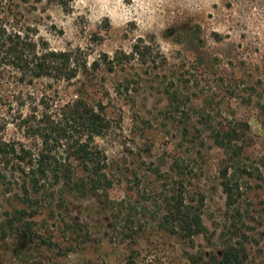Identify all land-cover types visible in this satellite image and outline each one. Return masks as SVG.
<instances>
[{"label": "rangeland", "instance_id": "rangeland-1", "mask_svg": "<svg viewBox=\"0 0 264 264\" xmlns=\"http://www.w3.org/2000/svg\"><path fill=\"white\" fill-rule=\"evenodd\" d=\"M140 7L154 21L148 31L127 21L116 0H71L68 10L47 0H0V29L22 28L52 49L81 48L88 66L150 47L125 67L103 64L72 81L33 79L0 50V141L38 151L35 126L46 113L60 118L61 105L81 94L104 105L110 120L95 138L106 176L88 195H62L53 183L49 194L27 195L17 160L0 155L12 160L1 166L0 264H191V254L208 257L230 240L246 243L251 264H264V0ZM229 127L243 135L239 155L212 138L213 129ZM69 141L55 146L60 159ZM173 192L200 210L206 230L188 237L165 222L164 198Z\"/></svg>", "mask_w": 264, "mask_h": 264}, {"label": "trees", "instance_id": "trees-1", "mask_svg": "<svg viewBox=\"0 0 264 264\" xmlns=\"http://www.w3.org/2000/svg\"><path fill=\"white\" fill-rule=\"evenodd\" d=\"M21 1L33 3L42 0ZM47 1L60 5L65 10L70 8L71 3V0ZM174 30L168 29L166 34H173ZM4 48L6 56L11 57L15 63L14 66L21 70L26 68L33 79L50 77L58 81H72L81 75L89 78L93 74L92 71L99 70L103 64L110 70L117 66L125 67L136 59V55L143 58L150 49L147 45H135L130 53L117 51L114 56L105 54L103 59H95L88 66V55L84 57L81 48L52 49L42 46L35 36L22 28L14 27L11 30L3 26L0 29V50ZM59 111L60 118H57L58 113L56 116L53 115L54 112L46 113V119L39 121L35 126V132H39L43 138V147H39L38 151L28 149L25 145L18 149L15 143L0 141V155L6 157L12 155L17 160L14 171L21 174V187L27 195L49 194L52 187L49 183H53L51 184L53 188L54 185L58 186L56 190L62 195H88L99 188L106 176L107 157L95 143V138L103 135L110 127L105 106L92 105L81 94L76 99L62 104ZM74 132L78 133L77 137L72 135ZM211 135L218 146L232 150L236 155L240 154L236 142L241 140L243 135L237 127L213 129ZM65 138L72 141L67 144L65 149L67 157L63 160L59 158L54 148ZM11 162L9 158L0 157V179H7L2 164L9 165ZM222 175L224 176L222 184L228 197L227 205L231 208L234 205L235 187L229 177L228 168ZM53 192H56L55 189ZM164 199L168 204L164 219L173 228L188 237L206 230L200 210L186 204L183 193L173 192ZM251 259L246 243L231 240L208 257L200 253L189 256L191 264H251Z\"/></svg>", "mask_w": 264, "mask_h": 264}, {"label": "clouds", "instance_id": "clouds-1", "mask_svg": "<svg viewBox=\"0 0 264 264\" xmlns=\"http://www.w3.org/2000/svg\"><path fill=\"white\" fill-rule=\"evenodd\" d=\"M151 0H133L132 5L130 7H124L123 0H116L117 5L120 10L125 14L127 21H134L137 23V28L142 31H148L150 26L154 21L150 19L148 13H141L144 11L143 8L140 7L142 4H148ZM168 47H171L170 45ZM165 50L166 49H162Z\"/></svg>", "mask_w": 264, "mask_h": 264}]
</instances>
